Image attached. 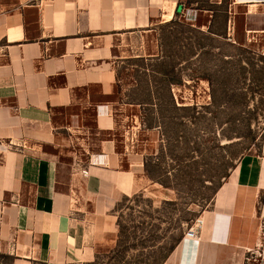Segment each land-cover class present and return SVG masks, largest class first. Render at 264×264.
I'll return each mask as SVG.
<instances>
[{
  "label": "crops",
  "instance_id": "1",
  "mask_svg": "<svg viewBox=\"0 0 264 264\" xmlns=\"http://www.w3.org/2000/svg\"><path fill=\"white\" fill-rule=\"evenodd\" d=\"M239 6L245 35L264 50V0H230L232 17ZM188 10L186 0H0V253L12 264L93 262L116 231L117 204L147 189L145 157L131 137H117L107 98L116 53L125 37ZM77 106L93 107L95 151ZM75 139L85 141L87 163L72 159L64 190L61 155L73 154ZM262 191L264 157L246 154L201 215L198 235L185 236L164 264H246L259 238L251 229L239 238L241 222L254 217Z\"/></svg>",
  "mask_w": 264,
  "mask_h": 264
},
{
  "label": "rangeland",
  "instance_id": "2",
  "mask_svg": "<svg viewBox=\"0 0 264 264\" xmlns=\"http://www.w3.org/2000/svg\"><path fill=\"white\" fill-rule=\"evenodd\" d=\"M212 1L186 0L185 15L154 22L143 35L119 41L115 91L107 98L117 137H131L143 153L150 183L117 204L116 231L86 264H153L169 255L212 208L218 188L241 158L264 157L263 41L252 42L245 35L243 6L234 18L230 0L222 7ZM208 8H219L213 30L226 34L221 43L207 36ZM163 70L177 78L170 88ZM75 110L92 150H97L93 107ZM57 117L58 122L66 120L64 114ZM82 143L73 140L77 149L61 155L59 186L64 190L70 188L72 159L87 163ZM255 207L256 214L241 222L239 233L246 240L251 229L259 238L258 245L246 248V264H264V191ZM12 261L0 253V264Z\"/></svg>",
  "mask_w": 264,
  "mask_h": 264
},
{
  "label": "trees",
  "instance_id": "3",
  "mask_svg": "<svg viewBox=\"0 0 264 264\" xmlns=\"http://www.w3.org/2000/svg\"><path fill=\"white\" fill-rule=\"evenodd\" d=\"M223 5V4H222ZM222 5L221 6H218V7H222ZM219 8H215L214 9V20H212V22L210 23V25H209V29H208V31H206L207 32V36H208V38L211 40V42H216V41H218L219 43H221L222 41H221V39L222 38H227V36H226V34H221V33H218V32H216L215 30H213V24H214V21H215V17L217 16V11H219L218 10ZM220 9H223V8H220ZM220 11H226V10H220ZM174 20H172V21H169V22H173ZM225 43V42H224ZM226 44V43H225ZM233 44V43H232ZM160 74L162 75V77H163V80L165 81V84L167 83L168 85H169V88L171 87V85L173 84V83H177L176 82V77L175 76H172L167 70H163L162 72H160ZM198 77H200V76H198ZM173 107H177L176 106V104L173 102ZM195 110H197V107H195ZM199 113H200V111L199 110H197ZM149 126H151V125H149ZM145 168H146V170H147V162H145ZM162 184H164L165 186H168L167 185V182H163L162 181ZM178 242H179V240H178ZM177 246V244L176 245H173L172 247H171V250L170 251H172L175 247ZM168 257V255H164L163 257H162V259H160L159 261H154L153 262V264H161V263H163V261H165L166 260V258Z\"/></svg>",
  "mask_w": 264,
  "mask_h": 264
},
{
  "label": "built area",
  "instance_id": "4",
  "mask_svg": "<svg viewBox=\"0 0 264 264\" xmlns=\"http://www.w3.org/2000/svg\"><path fill=\"white\" fill-rule=\"evenodd\" d=\"M201 223H202V222H201L200 219H199L197 225L194 226V227H192V228H190V229L187 231L186 236H187V234H190V235H192V236H196V235H198V233H199V229L201 228ZM34 264H55V263L52 262V261H42V262H36V263H34Z\"/></svg>",
  "mask_w": 264,
  "mask_h": 264
},
{
  "label": "water",
  "instance_id": "5",
  "mask_svg": "<svg viewBox=\"0 0 264 264\" xmlns=\"http://www.w3.org/2000/svg\"><path fill=\"white\" fill-rule=\"evenodd\" d=\"M182 8H183V5L182 4H179L178 7H177V11L178 12H181L182 11Z\"/></svg>",
  "mask_w": 264,
  "mask_h": 264
},
{
  "label": "bare ground",
  "instance_id": "6",
  "mask_svg": "<svg viewBox=\"0 0 264 264\" xmlns=\"http://www.w3.org/2000/svg\"><path fill=\"white\" fill-rule=\"evenodd\" d=\"M187 235H190V234H187Z\"/></svg>",
  "mask_w": 264,
  "mask_h": 264
}]
</instances>
